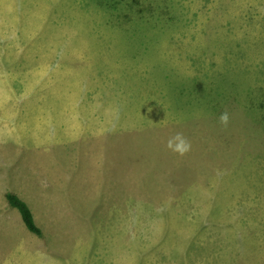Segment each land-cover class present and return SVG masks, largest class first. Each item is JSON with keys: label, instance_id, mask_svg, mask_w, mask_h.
<instances>
[{"label": "rangeland", "instance_id": "374dc122", "mask_svg": "<svg viewBox=\"0 0 264 264\" xmlns=\"http://www.w3.org/2000/svg\"><path fill=\"white\" fill-rule=\"evenodd\" d=\"M0 264H264V0H0Z\"/></svg>", "mask_w": 264, "mask_h": 264}, {"label": "clouds", "instance_id": "9594fccd", "mask_svg": "<svg viewBox=\"0 0 264 264\" xmlns=\"http://www.w3.org/2000/svg\"><path fill=\"white\" fill-rule=\"evenodd\" d=\"M219 121L222 126L227 127L229 123V114L224 111L219 116ZM166 147L173 153L183 157L191 152L192 145L190 140L182 133L177 132L168 138Z\"/></svg>", "mask_w": 264, "mask_h": 264}, {"label": "trees", "instance_id": "16d2710c", "mask_svg": "<svg viewBox=\"0 0 264 264\" xmlns=\"http://www.w3.org/2000/svg\"><path fill=\"white\" fill-rule=\"evenodd\" d=\"M6 200L11 208H14L19 212L26 229L36 236H42V231L36 225L33 214L28 205L13 193H8L6 195Z\"/></svg>", "mask_w": 264, "mask_h": 264}]
</instances>
